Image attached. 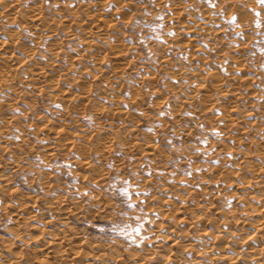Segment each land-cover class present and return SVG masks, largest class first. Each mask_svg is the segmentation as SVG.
<instances>
[{
	"label": "rangeland",
	"instance_id": "374dc122",
	"mask_svg": "<svg viewBox=\"0 0 264 264\" xmlns=\"http://www.w3.org/2000/svg\"><path fill=\"white\" fill-rule=\"evenodd\" d=\"M31 1L32 0H19V3L22 5L20 8L27 10V6ZM39 1L40 4L43 2L41 4V12H43L42 15L44 18H42L45 21H48L49 19H57L59 17L55 20V25H57L55 28L58 30L54 31L55 34L53 37L58 38V41L60 39L59 42L63 44V46L61 44L63 47L62 51L66 52V54L69 53L68 55H72L71 60L76 67L75 69L73 68L68 71V74L64 76V78L66 77L65 79L62 78L61 80L60 78L58 79L55 77L56 80L54 79L52 82L60 83L59 85H61L62 89L65 88L63 90L65 92L69 90L68 92L73 91L75 93L80 90V87L83 84L87 83L86 85H88L89 83V85H85V88L87 87L88 89H86L87 97L76 99L71 98L72 96L69 97L66 93H59L52 96L50 91L46 88H44L43 93L30 91V94L28 93L25 97L21 96V98L17 97L14 101L11 99L14 98V95L8 90H5L4 94L0 93V116L3 113L6 117L10 118L9 122L4 123L5 129L3 127L0 128V130L3 129V131H0V143L2 142L1 145L4 146L3 140L5 142V149L4 147L1 148L4 150L0 149V161L2 160V163H0V175L2 173L0 176V251L2 252V255L5 259L14 258L15 253L13 254L10 249L15 251L20 248L19 251L21 250L22 252L16 251L19 252L18 255L21 253L19 258L12 260V264H14V262L25 264L29 259L28 257L31 255L33 256L34 253H36V250L33 249L35 246L45 240H51L52 237H54L52 232L58 233L59 231H66L65 233L68 232L69 234H72L75 240L81 237L79 239L85 241V244L90 242L89 246L100 245L103 247L104 245V247L107 248L105 251L106 254H108L106 255L107 257L109 256L107 250L113 252L114 249L116 252L119 251V253L121 252L123 255H125L124 253L126 252L129 253L130 251H133L135 256L142 257L146 253H149L150 250L154 248V245H157L156 247L159 252L157 255H153L152 261L164 259V257L161 256L163 251V253L169 252L173 254V256L171 254V259L173 260L168 264H224L226 261L221 259L222 257L219 254L225 250L224 244L223 246H219L220 239H213L210 233H208V235L202 234L201 228L203 229L206 225L209 227H207L209 230L211 229V224H198V220L193 217L194 213H188L189 219L187 218L186 222L188 224H186L185 221L179 222V217H176L175 214L179 211L178 207L181 206L183 200L186 202L188 201L187 203H190V205L197 203L198 200L197 205H193L194 208L198 207V205H206V214L210 215L209 218L212 217L213 220L214 218L215 220H223L222 217L225 215L223 213L227 212L226 215H231L234 212L237 213L236 215L240 216L243 214V216L245 215L248 217L249 214L247 212L248 210L253 209V207L250 208V205L246 204L252 203L251 205H254V207L258 206L255 196L257 194L259 195L260 190L258 187H260L261 184H256L255 179L251 175L252 173L250 172V169L247 170L250 167L244 156L245 154H248V156L251 157V163H254L253 165L256 164L255 167H257V171L264 169V51H261L264 49V7H261V5L257 3V0H213V3L215 5L217 4L215 8L210 7L206 0H169L170 3L175 1L179 3L180 7H183L180 11L182 12L181 15H186L182 18L185 22L171 24V22L167 23V20L169 21L168 18L172 15L170 7L166 5L163 6L158 0H99L100 2L98 0V2H96V0H55L57 3L54 0ZM91 1L95 3L92 4L93 2ZM101 3L103 4L101 5ZM87 4L89 5L87 6ZM63 6H68V9L77 14L69 16L70 21L67 22L68 25H65L68 28L66 27L67 29L65 28L64 31L61 30L63 28L59 26L60 23L58 24L57 22L59 19H62L61 8ZM159 6L161 7L159 8ZM72 7L74 8L72 9ZM83 7L89 12L95 8L96 11L94 10L93 12L99 11L104 17L106 16L105 18L109 20V25L107 26V29L109 30H107L109 34L107 36L108 40L110 38L112 39L110 36H112V32H115L119 37V43L126 44L127 52L125 51L121 57L114 58V55L111 56V51L109 52L107 49V40L105 38L101 39L102 37L98 38L99 36L93 33V41L98 44V46H102L103 48H101L104 50H100L102 52L97 53V58L101 57L102 54L104 57L102 56L99 60L97 59L98 61H94L90 56L86 57L83 55L82 57V55L80 56L78 54L81 44L79 38L75 37L79 36L77 34L72 37L70 32H79L75 24H78L82 20L81 18H85V21L90 20L88 19V15H84L82 10L84 9ZM87 7H89V10ZM252 9H255L256 11L254 12ZM242 12L243 16L247 17H243L244 21L236 19L234 23H229L233 16L238 18L237 14L242 15ZM256 12L260 13L259 20L261 22V28H257V25L254 22L258 19ZM20 14L21 12L17 13L18 16L15 17V23L12 28L15 32L16 30L20 31L18 33L20 37L19 43L24 44L26 47L35 46L34 49L36 50L32 59L27 61L25 65L16 71L17 75L23 76L24 69H27L26 64L39 63L45 65L46 59L44 54L46 53L45 40L47 34L42 22L39 25L40 28L35 29L28 24L24 27L22 23H25V18ZM208 14L211 16L210 19H205V15ZM75 18L76 20L74 22L73 20ZM250 18L251 22L248 21ZM51 20L49 21L51 22ZM76 21L79 22L76 23ZM90 21H88V23ZM202 21H208L205 25L206 31L203 29L204 33L202 30H199L190 37L185 32L184 27L186 24L194 25ZM245 21L248 23L250 22L251 25L248 26V29L245 30V32H240L242 26L240 22L246 23ZM5 25L7 26V24L3 23L2 26ZM215 27L217 29H215ZM67 32L69 34H67ZM172 35H175L178 39L180 38L178 41L179 43L166 42L174 37H172ZM36 37H39V39H36ZM217 38L219 41H217ZM187 43H189L190 46ZM128 49L130 53L128 52ZM152 50L161 51L159 55L163 53V55L169 59L170 64L168 62L167 64L165 61H158L161 60L158 58V53L152 55ZM233 52L235 55L237 54L235 59L228 57L229 54L234 55ZM15 54L24 57L19 51ZM45 55L50 56L47 53ZM61 59L62 58H58L59 63ZM100 59H103L104 61H101ZM239 60L241 64L238 62ZM110 61L112 64L114 63V66L117 64L122 65L119 63L124 61H128L126 63V65H128L126 66L123 64L126 66H123V74L120 72V76L118 75L113 78V71H110V69H112L110 68V65L112 64H109ZM164 63L167 65L165 66ZM98 64L102 70L104 69V76L107 75L106 77L112 78L111 84H108L110 87L104 84V82H106L105 80H99L96 76L93 77L92 74H95L97 70H95V67L97 68ZM61 65H64L63 62ZM159 65H162L163 67H159ZM21 69L23 71H20ZM168 70H171L172 72L176 71V74L181 70L179 73L180 78L175 79L170 73L171 71L169 72ZM218 70L219 73H217ZM49 71L51 72V70ZM213 71L217 73L218 76L221 74L220 77L222 78L220 79H222L221 82L225 85L224 87L228 86L229 88H232V86H235L237 88L239 87L238 89L241 90L239 91L234 87L235 91H239L238 93L240 94L238 99H233L238 103L239 109H237L239 111L236 108L228 107L227 113L229 112L228 117L230 119L227 117V122L226 120L225 122L220 120L218 117V110H220V106L218 105L222 104L227 107L229 106L230 101L226 99H224L226 100L224 101L220 99L219 96L217 97L216 95L218 93H215V90L212 88H210L209 91L201 90V87L203 88L202 85L211 81L212 77L209 75V72ZM53 74L54 72L51 73L50 76ZM242 74L247 75L242 76ZM77 75L81 76L79 78L80 81H76L77 78L75 80L72 79L73 76ZM247 76L251 77L249 81ZM190 77H192V79ZM218 78L219 77H217V79ZM188 79L190 81H188ZM96 80L101 82L100 86V82H97ZM166 84L168 85V88L166 87ZM171 84H173V87L171 86L172 88L170 87ZM206 84L210 85L211 82ZM176 85L179 87L177 88ZM102 86L103 88L105 87L104 90ZM132 86L136 87L133 88ZM169 87L170 90L172 89L176 91L177 94L172 90L170 91ZM157 90V93L159 94L155 92ZM198 90L202 93L205 92L208 94H202ZM111 91L113 93H111ZM137 91H141L143 94H141V92L138 94ZM130 92H132L133 95H131L132 93ZM209 92L212 95L211 97L218 99L213 103L214 106H212V103L207 102V99L210 97L208 96L210 95ZM112 94H116L115 97L117 99L112 97ZM135 94H137L136 97ZM198 95H202L204 98L202 96L199 97ZM192 98L193 100H191ZM198 99H201V102L198 101ZM135 100H138L139 102H136ZM180 100L185 101L180 102ZM168 103L171 105L168 106ZM199 103H201V105H199ZM206 104L208 106H205ZM75 105L78 106L77 109L74 107ZM158 105L159 107L157 108ZM65 106L68 107L67 111L65 110ZM79 106H81V108H79ZM171 106L174 108L172 109ZM198 106L199 108H197ZM210 106L214 111H212ZM225 106L224 108L226 109ZM115 107L117 108L115 109ZM203 107L205 108V112L206 109L211 110L210 112L214 117L210 118L211 116H207L203 111ZM112 108L114 109L110 118L106 112L107 110L111 112ZM120 108H124L123 112L120 111ZM162 109L164 110L163 112ZM117 111L119 113H116ZM193 112H195V114H193ZM171 113H177L174 115L178 116L173 119ZM1 121L2 120H0V123L2 125H0L3 126V122ZM59 123H61V125ZM226 124L228 126H226ZM96 125H102L101 128L103 129H100L101 132H115V136L119 135L117 137L120 139L123 137L124 139L126 137V139H129L131 134L134 142H142L151 139L153 140L155 147L157 146L160 150H158V148L155 149V154H153L154 157L152 155L153 158L143 154L140 155L139 160H137L134 159L135 157L132 156V154L125 152L123 143L117 138L116 140L119 142H114L110 147L111 149H109L110 153H107L108 156L110 155V158L102 159L98 156L97 152L92 149V147H94L92 146V143L93 145L97 144L96 137L98 133L96 132L98 131H94ZM48 127H50V129ZM218 127L223 130H219ZM225 128L226 130H224ZM92 129L94 133L91 132ZM182 129H184V131ZM60 134L63 135L61 136ZM147 135L149 137H146ZM26 136L28 140L25 139ZM95 138L96 141L94 142ZM21 139H25V142H22ZM58 139L70 144L68 145L69 147L67 146L68 149L65 147H62L64 148V151H62L61 148L59 149L58 143L60 140ZM252 140L254 143L251 142ZM81 141H84V143H82L87 147H90L88 149L90 150V157L92 158L93 165L95 164V168H93L94 166L85 169H82V167L80 168L79 166L76 167L74 159L77 157V146L81 144ZM248 147L250 149L254 148L252 150L258 148L260 152L263 151L261 153V155L263 154L262 157L259 153L258 155L260 157L255 154L257 151H250ZM119 148L124 149V152ZM49 149H52L51 152L56 151L55 153L58 155L48 157L47 150ZM159 151L161 152L158 153ZM9 156H13L15 160ZM114 158L117 159V161L120 160V163L113 161ZM12 161H15V165ZM96 171H99L100 174H98V172L96 173ZM79 172H82L83 174H80ZM5 175L8 176V178H5L6 180L3 179ZM203 175L205 177H203ZM246 179L250 181L248 182ZM261 187L264 188L263 185ZM187 188L189 192L187 191ZM124 189H127V192H125ZM190 200L192 201L190 202ZM58 203L62 207L66 206V213L64 215L65 223H63L61 219L57 220L59 219L58 216L50 217L53 211H57L54 207H56ZM51 206L54 207L52 208ZM166 208L169 212L168 215L161 213L162 210H166ZM208 209H211V211ZM215 209L218 210V212H216ZM231 209L233 211H231ZM169 210L172 211L170 212ZM220 212H222L223 215ZM15 213L20 214L22 216L20 217L21 219H16ZM50 218L51 221L48 223ZM42 222H45L44 226H42ZM67 223L70 225L68 224L69 226H66ZM253 223V228L243 227L238 232V234L241 233L242 235H237L243 236L245 235L244 233L248 234L251 229L254 230V226L257 224L255 222ZM71 226L72 228L70 229ZM169 226L177 227L176 229L180 232H187L189 234V240L170 247L171 243L165 241L167 227ZM18 231L20 234H18ZM182 237L183 236L180 237L181 241L185 240L184 237ZM187 241H190V244L185 246V244L188 243ZM223 242L224 241L221 240L220 243ZM211 243H213L214 247L218 244L216 250H213L215 249L214 247L212 249L213 251L211 250L214 257L212 255L208 257L209 253H205L206 249H202L205 246H210ZM9 245L10 249L8 248ZM160 250L162 251L160 252ZM127 253L126 255H128ZM210 258L212 260L215 259V262L212 260L210 261ZM52 259L54 260V258Z\"/></svg>",
	"mask_w": 264,
	"mask_h": 264
},
{
	"label": "bare ground",
	"instance_id": "6f19581e",
	"mask_svg": "<svg viewBox=\"0 0 264 264\" xmlns=\"http://www.w3.org/2000/svg\"><path fill=\"white\" fill-rule=\"evenodd\" d=\"M55 1V0H54ZM59 1V0H58ZM99 1V0H98ZM97 0H96V2H98ZM191 1V0H190ZM250 1V0H249ZM21 2V1H20ZM56 2V1H55ZM87 2V1H86ZM86 2H84V3H86ZM91 2H93V1H91ZM100 2V1H99ZM158 2H161V4L163 5V6H169L170 7V11H171V13H172V15L170 16V15H168V16H170L168 19H169V21L167 20V23L168 22H171V24L172 23H177V22H179V23H183V22H185L182 18H183V16L181 15V13L182 12H180L181 11V9L183 8V7H180V5H179V3H177L176 1L175 2H173V3H170V1L169 0H158ZM254 2V1H253ZM43 3V2H42ZM41 3V4H42ZM57 3V2H56ZM59 3V2H58ZM77 3V2H76ZM87 3H89V2H87ZM95 2H93L92 4H94ZM104 3V2H103ZM103 3H101V5L103 4ZM41 4H40V1L39 0H32L31 1V3H29V5L27 6V10H23V8H20V6H22L20 3H19V0H0V93H3L4 94V91L5 90H8L11 94H13L14 95V98H11V99H13V101H14V99L15 98H17V97H20L21 98V96L23 97H25L26 95H28V93L30 94V91L32 92V91H36V92H39V93H43L44 92V88H46L48 91H50V94L53 96V95H56V94H68V96L70 97V96H72L71 98H86L87 97V87L85 88V85L87 84H83L81 87H80V90L78 91V92H73V91H71V92H65V91H63L64 89H62V87H61V85H59L58 84V82H52V80H56V78H60L61 80H62V78H64V76H66L67 74H68V71H70L71 69H75L76 67L74 66V63H73V61L71 60L72 59V55H68L69 53H67L66 54V52H63L62 50H63V44L61 43V42H59L60 41V39H59V41H58V38H55V37H53L54 36V34H55V32L54 31H56V30H58L57 28H55V26H57V25H55L56 23H55V20H57V19H49V20H51V22L49 21H45L43 18V12H41ZM68 4V3H67ZM56 5V4H55ZM83 5V4H82ZM89 4H87V6H88ZM96 5V4H95ZM100 5V6H101ZM194 5V4H193ZM252 5V4H251ZM69 6V5H68ZM66 7V6H63L62 8H61V13H62V15H61V17H62V19L60 20H58L57 22H58V24H59V26H61L63 29H61V27H60V29L61 30H63L64 31V29L67 27V26H65V25H68L67 24V22L68 21H70V17L69 16H72V14H75V12L73 13L70 9H68L69 7ZM216 6H217V4H216ZM256 6V5H255ZM24 7H26V6H24ZM85 7V6H84ZM83 7V8H84ZM97 7V6H96ZM98 7H99V5H98ZM97 7V8H98ZM161 6H159V8H160ZM168 7V8H169ZM257 7V6H256ZM74 7H72V9H73ZM75 8H78V7H75ZM88 8V10H89V7H87ZM185 8V7H184ZM59 9V8H58ZM99 9H100V7H99ZM198 9V8H197ZM241 9V8H240ZM77 10V9H76ZM83 10V13H84V15L85 16H87L88 15V19H90V20H88V21H90L89 23H88V21L86 20L85 21V18H81L82 20L79 22V21H76V23L77 22H79L78 24H75L76 26H77V29H78V31L79 32H70V34H71V36L72 37H74V36H76L77 34H78V36L79 37H75V38H79V40H80V44H81V48L78 50V54L81 56L82 55V57H83V55H85L86 57L87 56H90V57H92L93 59H94V61H96L97 59L99 60V58H101L102 56H103V54H102V56L101 55H99V56H101V57H99V58H97V53L98 52H102V51H100V50H103L100 46H98V44H96L94 41H93V33L94 34H97L96 36L98 37V38H101V39H103V38H105L106 40H107V49L109 50V52L111 51V53H112V55L111 56H113L114 58H117V57H121V55H123L124 53H125V51H126V48H127V46H126V44H122V43H119L120 41H119V37H118V35L115 33V32H112V36H110V37H112V39L110 38L109 40H108V38H107V36L109 35L108 34V29H107V26L109 25L108 24V19H106L105 17H104V15H102V13L101 12H93L94 10H95V8H94V10H92V11H87V10H85V8L84 9H82ZM81 10V11H82ZM91 10V9H90ZM96 11V10H95ZM114 11V10H113ZM185 11V10H184ZM201 11H203V10H201ZM216 11V10H215ZM21 12V16H23L24 18H25V23L23 22H21L23 25H24V27H26L25 25L26 24H28L29 26H32V27H34L35 29L36 28H40L39 27V25H40V23L42 22L43 24H44V27H45V32H46V34H47V36H46V40H45V51H46V53L48 54V55H50V56H46L45 54H44V56H45V59H46V63H45V65H42V64H39V63H36V64H32V63H30L29 65L28 64H26V66H27V69L25 70L24 69V71L21 69L20 71H23V73H24V75L23 76H20V75H17V70H19L23 65H25V63L27 62V61H30L31 59H32V57H33V55H34V53H35V46L34 47H26L24 44H22V43H19L20 42V37H19V32L20 31H17L16 30V32H15V30H13V25H14V20H15V17L16 16H18L17 15V13H20ZM115 12H117V11H115ZM234 12V11H233ZM77 13V12H76ZM103 13H104V10H103ZM200 13V12H199ZM203 13V12H202ZM201 13V14H202ZM239 13V12H238ZM75 15H77V14H75ZM125 15V14H124ZM167 15V14H166ZM83 16V15H82ZM186 16V15H185ZM184 16V17H185ZM237 16H238V18H240V19H238L237 18V20H242V21H244L243 19V17H246V16H243V12H242V15H240V14H237ZM43 17V18H42ZM60 17V18H61ZM202 17V16H201ZM210 15L208 14V15H205V19H207V18H209L210 19ZM51 18V17H50ZM247 18V17H246ZM245 18V19H246ZM73 19V18H72ZM71 19V20H72ZM204 19V20H205ZM212 19V18H211ZM22 20V19H21ZM42 20H44V21H42ZM47 20V19H46ZM75 20H76V18L73 20L74 22H75ZM78 20V19H77ZM251 20V18L250 19H248V21H250ZM83 21V22H82ZM209 21V20H208ZM208 21H202V22H199L198 24L196 23V24H194V25H187L186 23V26L184 27L185 29V32L191 37V36H193V34L194 33H197V31H199V30H202V32L204 33V30L203 29H205V31H206V28H205V25L208 23ZM111 22V21H110ZM246 23H242V22H240V24L242 25H239V26H241V31L240 32H245V30H247L248 29V26L249 25H251V21L248 23L247 21H245ZM255 22V21H254ZM3 23H5V24H7V26L5 27V26H2L3 25ZM20 23V24H21ZM166 23V24H167ZM194 23H195V21H194ZM192 24V23H191ZM256 24V23H255ZM18 25V24H17ZM70 25V24H69ZM73 25V24H72ZM169 25V24H168ZM28 26V27H29ZM264 26V25H263ZM43 27V28H44ZM212 27V26H211ZM16 28V27H15ZM68 28V27H67ZM66 28V29H67ZM70 28V27H69ZM258 28V27H257ZM259 28H261V27H259ZM208 29H209V26H208ZM215 29H217L216 27H215ZM69 30V29H68ZM72 30V29H71ZM108 30V31H107ZM175 30V29H174ZM214 30V29H213ZM62 31V32H63ZM70 31V30H69ZM77 31V30H76ZM238 31V30H237ZM176 32V31H175ZM208 32V31H207ZM57 33V32H56ZM173 33V32H172ZM209 33V32H208ZM207 33V34H208ZM41 34V33H40ZM58 34V33H57ZM67 34H69L68 32H67ZM111 34V33H110ZM176 34V33H175ZM185 34V33H184ZM167 35V34H166ZM174 36V37H173ZM169 37V36H168ZM172 39H169V40H167L166 42H170V43H179L178 41H179V39L178 38H176L175 37V35H172ZM186 37V36H185ZM184 37V38H185ZM165 38V37H164ZM194 38V37H193ZM192 38V39H193ZM36 39H39V37L37 38L36 37ZM70 39H72V38H70ZM167 39V38H166ZM188 39V38H187ZM248 39V38H247ZM41 40V39H40ZM44 41V40H43ZM217 41H219L218 40V38H217ZM123 42V41H122ZM188 42V41H187ZM68 43V42H67ZM161 43V42H160ZM159 43V44H160ZM184 43H185V40H184ZM34 44H36V43H34ZM44 44V43H43ZM61 44H62V46H61ZM162 44H163V42H162ZM188 45H189V43H187ZM209 44V43H208ZM28 46V45H27ZM190 46V45H189ZM188 47V46H187ZM218 47V46H217ZM151 48V47H150ZM160 48V47H159ZM182 48H183V46H182ZM241 48V47H240ZM76 49H78V48H76ZM106 49V48H105ZM148 49V48H147ZM153 49V48H152ZM224 49V48H223ZM236 49V48H235ZM237 49H239V48H237ZM138 50V49H137ZM136 50V51H137ZM17 51H19L21 54H23V56L24 57H20V56H17L15 53L17 52ZM37 51H38V49H37ZM104 51V50H103ZM135 51V50H134ZM153 51V50H152ZM188 51V50H187ZM127 52V51H126ZM128 52L130 53V51H129V49H128ZM155 52V53H154ZM160 52L161 51H153V53H152V55L153 54H156V53H158L157 55H159L160 54ZM184 53H185V51H184ZM234 53V52H233ZM237 53V52H236ZM41 54H42V52H41ZM100 54V53H99ZM104 54H109V53H104ZM132 54H133V52H132ZM147 54V53H146ZM189 54V53H188ZM43 55V54H42ZM126 55V54H125ZM127 55H128V53H127ZM84 56V57H85ZM156 56V55H155ZM187 56V55H186ZM228 56V55H227ZM226 56V57H227ZM239 56V55H238ZM104 57V56H103ZM125 57H127V56H125ZM134 57V56H133ZM154 57V56H153ZM228 57H232V58H236L237 57V54L235 55V53H234V55L233 54H229V56ZM240 57H241V55H240ZM58 58H62L61 59V61H60V63L58 62ZM107 58V57H106ZM105 58V59H106ZM155 58H157V57H155ZM154 58V59H155ZM159 59H161V60H158V61H165L166 63L168 62L169 63V59H167L166 58V56L165 55H163V53L161 54V55H159V57H158ZM186 58V57H185ZM126 59V58H125ZM129 59V58H128ZM238 59V58H237ZM240 59V58H239ZM242 59V58H241ZM97 60V61H98ZM101 60V59H100ZM103 60V59H102ZM101 60V61H102ZM147 60V59H146ZM254 60V59H253ZM104 61V60H103ZM131 61V60H130ZM133 61V60H132ZM140 61V60H139ZM45 62V61H44ZM63 62V64L64 65H61V63ZM128 62V61H127ZM126 61H124V62H120L119 64H122V65H116V66H114V63L112 64L111 63V61H110V63L109 64H112V65H110V68H112V69H110V71L112 70L113 71V78L114 77H117L118 75H119V73L120 72H122V71H124V70H122L123 69V66L124 67H126L127 65H126V63H127ZM163 62H162V64H163ZM238 62H240V60L238 61ZM43 63V62H42ZM94 63V62H93ZM152 63V62H151ZM154 63V62H153ZM157 63V62H156ZM167 63V64H168ZM92 64V63H91ZM123 64H125V65H123ZM130 64V63H129ZM132 64V63H131ZM137 64V63H136ZM143 64V63H142ZM158 64V63H157ZM165 64V63H164ZM167 64H165V66L167 65ZM170 64V63H169ZM235 64H237V63H235ZM240 64H241V62H240ZM174 65V64H173ZM183 65V64H182ZM186 65V64H185ZM223 65H224V63H223ZM239 65V64H238ZM146 66V65H145ZM158 66V65H157ZM162 66V65H161ZM160 65H159V67H161ZM177 66V65H176ZM175 66V67H176ZM184 66V65H183ZM182 66V67H183ZM225 66V65H224ZM94 67V66H93ZM136 67V66H135ZM142 67H144V66H142ZM163 67V66H162ZM174 67V66H173ZM178 67V66H177ZM226 67V66H225ZM228 67V66H227ZM141 68V67H140ZM223 68V67H222ZM97 69V70H96ZM156 69H157V67H156ZM166 69V68H165ZM171 69V68H170ZM227 69V68H226ZM244 69V68H243ZM49 70H51V72L49 71ZM79 70V69H78ZM77 70V71H78ZM95 70H96V72H95V74H92L93 75V77H98V79L99 80H105L106 82H104V84L105 85H107L108 87H110L108 84H111V82H112V78H108V77H106V76H104V72L105 71H103L102 69H101V67H99V64H98V66H97V68L95 67ZM159 70V69H158ZM173 70V69H172ZM188 70V69H187ZM208 70H210V69H208ZM211 70H212V68H211ZM106 71H107V69H106ZM154 71V70H153ZM169 72L171 71V70H168ZM180 71L181 70H179V72H178V74H176V71H174V72H170L172 75H173V77L175 78V79H178V78H180ZM192 71V70H191ZM190 71V72H191ZM252 71V70H251ZM54 72V74L53 75H51L50 76V74L51 73H53ZM80 72V71H79ZM183 72V71H182ZM181 72V73H182ZM208 72V71H207ZM206 72V73H207ZM240 72V71H239ZM77 73V72H76ZM109 73V72H108ZM188 73V72H187ZM217 73H219V70H218V72ZM217 73H215L214 71L213 72H209V75L212 77V79H211V81H209V82H211V84L210 85H207L206 83H209V82H206L205 83V85H202L203 86V88L201 87V90L202 91H209V89L210 88H212V89H214L215 91V93L217 92L218 94L216 95L217 97L219 96L220 97V99H222V100H224V99H226V100H229L230 101V104H229V106H225L226 107V109L224 108V106L221 104V102H220V104L222 105V107H221V105H218V106H220V110H218V113H219V118H220V120H222V121H224L225 122V120L227 119V117H228V113H227V108L228 107H231V108H238V103L237 102H235L234 100H236V99H238V97H239V91H241V90H239L237 87H235V88H237L239 91L238 92H236L235 91V88L232 86V88H229L228 86H226V87H224L225 85H223L222 84V82H221V80L222 79H220V78H222V77H220L221 76V74H220V76H218V74ZM79 74V73H78ZM106 74V73H105ZM112 74H110V75H112ZM122 74H123V72H122ZM157 74V73H156ZM183 74V73H182ZM181 74V75H182ZM191 74V73H190ZM190 74H189V76H190ZM171 75V76H172ZM188 75V74H187ZM246 76L247 74H242V76ZM120 76V75H119ZM209 76V77H210ZM235 76V75H234ZM239 76V75H238ZM56 77V78H55ZM81 76L79 75H77V76H73V80H75L76 78V81H78L79 80V78H80ZM92 77V76H91ZM110 77V76H109ZM205 77V76H204ZM217 77H219L218 79H217ZM248 77V76H247ZM66 78V77H65ZM64 78V79H65ZM149 78H151V77H149ZM174 78H172V79H174ZM183 78H184V76H183ZM186 78V77H185ZM187 78H189V77H187ZM191 79H192V77H190ZM206 78V77H205ZM237 78V77H236ZM249 79H248V81L250 80V78L251 77H248ZM204 79V78H203ZM245 79V78H244ZM93 80V79H92ZM151 80V79H150ZM154 80H155V77H154ZM195 80V79H194ZM205 80V79H204ZM246 80H247V78H246ZM80 81V80H79ZM97 81V80H96ZM175 81H177V80H175ZM187 81V80H186ZM188 81H190L189 79H188ZM192 81V80H191ZM197 81V80H196ZM206 81V80H205ZM95 82V81H94ZM97 82H100V81H97ZM165 82V81H164ZM181 82V81H180ZM194 82V81H193ZM199 82V81H198ZM229 82V81H228ZM91 83V82H90ZM151 83H152V81H151ZM166 83V82H165ZM202 83H204V82H202ZM103 84V83H102ZM114 84V83H113ZM112 84V85H113ZM168 84H170V83H168ZM181 84V83H180ZM193 84V83H192ZM198 84V83H197ZM200 84V83H199ZM234 84V83H233ZM88 85H89V83H88ZM88 85H86V86H88ZM92 85V84H91ZM101 85V82L99 83V86ZM111 85V86H112ZM167 85V84H166ZM173 84H171L170 85V87L172 86ZM231 85H232V83H231ZM152 86V85H151ZM186 86V85H185ZM196 86V85H195ZM198 86V85H197ZM236 86H237V84H236ZM133 88H135L136 86H132ZM144 87V86H143ZM154 87V86H153ZM167 88H168V85L166 86ZM170 87H169V90H170ZM173 87V86H172ZM171 87V88H172ZM176 87H177V85H176ZM179 87V86H178ZM177 87V88H178ZM181 87V86H180ZM199 87V86H198ZM90 88H91V86H90ZM102 88H103V86H102ZM105 88V87H104ZM104 88H103V90H104ZM192 88H194V87H192ZM234 88V89H233ZM87 89V90H86ZM138 89V88H137ZM181 89V88H180ZM106 90V89H105ZM131 90V89H130ZM139 90V89H138ZM148 90V89H147ZM156 90V89H155ZM172 90V89H171ZM170 90V91H171ZM182 90V89H181ZM195 90H197V89H195ZM90 91V90H89ZM173 92H175L176 93V91H174V90H172ZM183 91H185V90H183ZM193 91V90H192ZM199 91V90H198ZM47 92V91H46ZM128 92V91H127ZM133 92H136V91H133ZM138 92V91H137ZM141 91H139L138 92V94L140 93ZM144 92V91H143ZM156 93L158 92V90L157 91H155ZM191 92V91H190ZM194 92V91H193ZM192 92V93H193ZM199 92H201V91H199ZM90 93V92H89ZM111 93H113L112 91H111ZM130 93H132V92H130ZM191 93V94H192ZM196 93V92H195ZM194 93V94H195ZM202 93V92H201ZM203 93H205V92H203ZM202 93V94H203ZM210 93V92H209ZM240 93H242V92H240ZM129 94V93H128ZM141 94H143L142 92H141ZM157 94H159V93H157ZM177 94V93H176ZM186 94V93H185ZM191 94H190V96H191ZM205 94H208V93H205ZM214 94V93H213ZM131 95H133V93L131 94ZM136 95L137 94H135V97H136ZM162 95V94H161ZM188 95H189V93H188ZM215 95V94H214ZM67 96V97H68ZM116 96V94H112V97H115ZM163 96V95H162ZM161 96V97H162ZM174 96V95H173ZM187 96V95H186ZM192 96H195V95H192ZM199 96V95H198ZM197 96V97H198ZM202 96V95H201ZM201 96H199V97H201ZM208 96H210L207 100V102H210V103H214L216 100H218V99H216L215 97H211L212 95H211V93H210V95H208ZM88 97H89V95H88ZM106 97H107V95H106ZM111 97V96H110ZM117 97H119V96H117ZM134 97V96H133ZM181 97V96H180ZM179 97V98H180ZM203 97V96H202ZM116 98V97H115ZM177 98H178V96H177ZM182 98V97H181ZM186 98V97H185ZM204 98V97H203ZM236 98V99H235ZM241 98H242V94H241ZM240 98V99H241ZM67 99V98H66ZM90 99V98H89ZM117 99V98H116ZM115 99V100H116ZM130 99V98H129ZM138 99V98H137ZM187 99H188V97H187ZM189 99H190V97H189ZM206 99V98H205ZM234 99V100H233ZM19 100V99H18ZM92 100V99H91ZM143 100V99H142ZM191 100H193V98L191 99ZM226 100H224V101H226ZM6 101H8V100H6ZM88 101H90V100H88ZM136 101V100H135ZM160 101V100H159ZM182 101H185V100H180V102H182ZM188 101V100H187ZM198 101H200L201 102V99L199 100L198 99ZM9 102V101H8ZM12 102V101H11ZM117 102V101H116ZM136 102H139L138 100L136 101ZM135 102V103H136ZM154 102H155V100H154ZM156 102H158V101H156ZM191 102V101H190ZM204 102V101H203ZM217 102H219V101H217ZM239 102H240V100H239ZM100 103V102H99ZM98 103V104H99ZM194 103V102H193ZM227 103V102H226ZM8 104H11V103H8ZM14 104H15V102H14ZM65 104V103H64ZM64 104H63V106H64ZM71 104V103H70ZM78 104V103H77ZM113 104V103H112ZM159 104V103H158ZM167 104V103H166ZM181 104V103H180ZM179 104V105H180ZM190 104V103H189ZM215 104H217V103H215ZM66 105V104H65ZM86 105V104H85ZM115 105V104H114ZM128 105V104H127ZM169 105H171V104H169L168 103V106ZM182 105H184V104H182ZM191 105V104H190ZM199 105H201V103H199ZM226 105H228V104H226ZM10 106V105H9ZM102 106V105H101ZM133 106H134V103H133ZM177 106V105H176ZM181 106V105H180ZM193 106V105H192ZM205 106H208L207 104L205 105ZM212 106H214V104L212 105ZM71 107V106H70ZM74 107H76V109H77V107L78 106H74ZM90 107H91V105H90ZM111 107V106H110ZM123 107V106H122ZM159 107V105L157 106V108ZM172 107V109L174 108L173 106H171ZM211 107V106H210ZM240 107V106H239ZM67 108V109H66ZM72 108H73V106H72ZM71 108V109H72ZM79 108H81V106H79ZM78 108V109H79ZM95 108V107H94ZM104 108H105V106H104ZM117 107H115V109H116ZM132 108V107H131ZM163 108V107H162ZM183 108V107H182ZM188 108V107H187ZM196 108V107H195ZM197 108H199V106L197 107ZM212 108V107H211ZM101 109V108H100ZM113 109L114 108H112L111 109V112L110 111H108L107 110V112H106V114L108 115V116H110V118H111V115L113 114ZM121 109V110H120ZM119 110L120 111H122L123 112V109L122 108H120ZM141 109H142V107H141ZM144 109V108H143ZM192 109H194V108H192ZM202 109V108H201ZM239 109V108H238ZM237 109V110H238ZM65 110L67 111L68 110V107H66L65 106ZM74 110V109H73ZM118 110V109H117ZM139 110V109H138ZM144 110H146V109H144ZM167 110V109H166ZM175 110V109H174ZM205 110V108L203 107V111ZM234 110V109H233ZM237 110H235V111H237ZM60 111V110H59ZM69 111H70V109H69ZM92 111V110H91ZM125 111V110H124ZM164 110L162 109V112H163ZM168 111V110H167ZM211 110H207L206 109V112L204 111V113H206V115L207 116H211L210 118H212V117H214V116H212V113L210 112ZM212 111H214L213 110V108H212ZM239 111V110H238ZM241 111V110H240ZM254 111V110H253ZM1 112V111H0ZM62 112V111H61ZM121 112V113H122ZM139 112V111H138ZM201 112V111H200ZM200 112H198V113H200ZM249 112H250V109H249ZM59 113V112H58ZM116 113H119L118 111L116 112ZM125 113V112H124ZM140 113V112H139ZM253 113V112H252ZM62 114V113H61ZM101 114V113H100ZM172 114V113H171ZM174 114H177V113H173L172 114V116H173V119H175L178 115H174ZM193 114H195V112H193ZM197 114V113H196ZM203 114V113H202ZM202 114H200V115H202ZM215 114H216V112H215ZM249 114V113H248ZM105 115V114H104ZM123 115V114H122ZM126 115V114H125ZM129 115V114H128ZM213 115H214V113H213ZM70 116V115H69ZM68 116V117H69ZM131 116H132V114H131ZM202 116H204V115H202ZM249 116H250V114H249ZM9 117H6V115L5 114H3L2 113V115L0 116V120H2L1 122H3V126H1L0 125V128H4L5 129V125H4V123H7V122H9V120H10V118L8 119ZM229 118V117H228ZM255 118V117H254ZM71 119H72V117H71ZM74 119V118H73ZM98 119V118H97ZM230 119V118H229ZM264 119V118H263ZM13 120V119H12ZM62 120V119H61ZM64 120V119H63ZM119 120H120V118H119ZM129 120V119H128ZM100 121V120H99ZM122 121H124V120H122ZM233 122H235L234 120H232ZM68 122V121H67ZM73 122V121H72ZM211 122V121H210ZM223 122V123H224ZM226 122H227V120H226ZM78 123V122H77ZM237 123V122H236ZM239 123V122H238ZM259 123V122H258ZM60 125H61V123H59ZM66 124V123H65ZM92 124V123H91ZM178 125V124H177ZM212 125V124H211ZM225 125V124H224ZM231 125V124H230ZM92 126V125H91ZM102 126V125H101ZM101 126L100 125H96L95 127H94V131H98V132H96V133H98L97 134V141H96V138H95V140H94V142L96 141L97 142V144L95 145H93V143H92V146H94V147H92V149H94L96 152H97V154H98V156L99 157H101L102 159H109L110 158V155L108 156L107 155V153L109 152L110 153V151H109V149H111L110 147H111V145L114 143V142H116V141H118V140H116L117 138L120 140V142H122L123 143V147H124V149H125V152H129L130 154H132V156H134L135 158L134 159H137V160H139V157H140V155H143V154H146V156L148 155L149 157H152V155L153 154H155L154 152H155V149L156 148H158L157 146L155 147V145H154V143H153V140H151V139H149V140H144V141H142V142H134L133 140H132V134L130 135L131 137V139L129 138V139H124V137L123 138H119V137H117V136H119V135H117V136H115L116 134H115V132L114 133H103V132H101V130L100 129H103V128H101ZM226 126H228L227 124H226ZM18 127H20V126H18ZM49 129H50V127H48ZM52 128H53V126H52ZM86 128V127H85ZM215 128H217V127H215ZM8 129V128H7ZM18 129V128H17ZM45 129V128H44ZM67 129V128H66ZM188 129V128H187ZM218 129H219V127H218ZM222 128H220L219 130H221ZM2 131H3V129H1ZM0 130V131H1ZM183 131H184V129H182ZM223 130V129H222ZM224 130H226V128L224 129ZM15 131V130H14ZM25 131V130H24ZM94 131H93V129H92V131L91 132H93L94 133ZM111 131V130H110ZM123 131V130H122ZM51 132H53V131H51ZM63 132H64V130H63ZM118 132V131H117ZM246 132V131H245ZM22 133V132H21ZM57 133V132H56ZM69 133V132H68ZM87 133H90V132H87ZM16 134V133H15ZM26 134V133H25ZM24 134V135H25ZM20 135V134H19ZM61 135V134H60ZM63 135V134H62ZM61 135V136H62ZM95 135V134H94ZM120 135H121V133H120ZM129 135V134H128ZM150 135V134H149ZM83 136V135H82ZM156 136V135H155ZM23 137V136H22ZM70 137V136H69ZM93 137V136H92ZM145 137V136H144ZM146 137H149L148 135L146 136ZM24 138V137H23ZM150 138H152V137H150ZM159 138V137H158ZM263 138V137H262ZM25 139H27V136H26V138ZM25 139H21L22 140V142H25ZM63 139V138H62ZM66 139H68V138H66ZM94 139V138H93ZM140 139V138H139ZM144 139V138H143ZM142 139V140H143ZM153 139V138H152ZM251 139V138H250ZM257 139V138H256ZM264 139V138H263ZM28 140V139H27ZM58 140H60V139H58ZM64 140H65V138H64ZM134 140H135V138H134ZM57 141V140H56ZM61 141V140H60ZM59 141V149L61 148L62 149V151H64L63 149L64 148H62V147H65L66 149H68L67 148V146L68 145H70V144H68L67 142H63V140L60 142ZM58 142V141H57ZM84 143V141H81L80 143L81 144H79V146H77V157H76V159H74V163L76 164V167L77 166H79L80 168L82 167V169L84 168H92L94 165H93V162H92V158L90 157V150L88 149V148H90V147H87L86 145H84L83 143ZM93 142V141H92ZM119 142V141H118ZM251 142H253L254 143V141L252 140ZM2 143V142H1ZM1 143H0V149L2 148V147H4L5 146V142H4V140H3V144H4V146L3 145H1ZM18 143V142H17ZM70 143V142H69ZM71 143H73V142H71ZM121 143V144H122ZM16 144V143H15ZM25 144V143H24ZM49 144V143H48ZM74 144V143H73ZM85 144H87V143H85ZM184 144V143H183ZM258 144V143H257ZM56 145V144H55ZM89 145V144H88ZM17 146V145H16ZM43 146V145H42ZM91 146V145H90ZM259 146H261V145H259ZM18 147V146H17ZM28 147V146H27ZM44 147V146H43ZM51 147V146H50ZM69 147V146H68ZM72 147V146H71ZM161 147V146H160ZM54 148V147H53ZM249 148V147H248ZM4 149H5V147H4ZM4 149H1V150H4ZM9 149V148H8ZM74 149H75V147H74ZM92 149H91V151H92ZM119 149H122V148H119ZM124 149H122L123 150V152H124ZM252 149H254V148H249V150L251 151ZM45 150V149H44ZM112 150H113V148H112ZM158 150H160L159 148H158ZM48 151V157L49 156H57L58 154L57 153H55V152H51L52 151V149H49V150H47ZM61 151V152H62ZM157 151V150H156ZM162 151H163V149H162ZM252 151H257V153H255V154H257L258 155V153L260 154V156L262 157V155H261V153L263 152L262 151V149H261V151L262 152H260L259 151V149L258 148H255V150H252ZM1 152V151H0ZM60 152V153H61ZM161 151H159L158 153H160ZM245 152V151H244ZM247 152V151H246ZM13 153V152H12ZM39 153V152H38ZM251 153V152H250ZM15 155V154H14ZM73 155V154H72ZM107 155V156H106ZM41 156H43V155H41ZM40 156V157H41ZM44 156H46V155H44ZM63 156V155H62ZM112 156V155H111ZM119 156V155H118ZM156 156V155H155ZM238 156V155H237ZM259 156V155H258ZM259 156V157H260ZM10 158L12 157V158H14L13 156H9ZM19 157V156H18ZM21 157V156H20ZM66 157V156H65ZM114 157V156H113ZM112 157V158H113ZM153 157H154V155H153ZM152 157V158H153ZM133 158V157H132ZM151 158V159H152ZM240 158V157H239ZM244 158H245V160L247 161V164H249L248 166L250 167V168H248L247 170H249L250 169V172L252 173L251 175H252V177L255 179V183L256 184H261L260 185V187H258L259 188V195L257 194L255 197H256V201H257V203H258V206H256V207H254V205H251V204H246V205H250V208H252L253 207V209H251V210H248V217L247 216H243V214L242 215H236L237 213H232L230 216L229 215H226L227 213H223V214H225V215H223L222 214V212H220L222 215H223V220H215V218H214V220L212 219V217L211 218H209V216L210 215H207L206 214V205L205 206H200V205H198V207H196V208H194V206L195 205H197V203H198V200H197V203H194L193 205H190V203H187L186 201H184L183 199V203H181V206H177L179 209V211L175 214V216L176 217H179V222L181 221H187V218L189 219V217H188V213H190V214H192V213H194L193 214V217L196 219V220H198L197 221V223L199 224V223H201V224H203V223H206V224H211L210 225V227H211V229H209L208 230V226H206L205 225V227L202 229L201 228V230H202V234H206V235H208V233H210L211 235H212V237H213V239L214 238H216V239H220V241H219V246L220 245H222L223 246V244H224V247H225V250L223 251V252H221V253H219L220 254V256L222 257L221 259H224L226 262L224 263V264H264V188L263 187H261L262 185L264 186V169H261L260 171H257V167H255V165H253L254 163H251L252 162V160H250V158L251 157H249L248 156V154L246 155L245 154V156H244ZM6 159V158H5ZM69 159V158H68ZM73 159V158H72ZM259 159V158H258ZM14 160H15V158H14ZM16 160H18V159H16ZM124 160V159H123ZM160 160V159H159ZM222 160V159H221ZM2 161V160H1ZM0 161V163H2ZM50 161V160H49ZM113 161H115L116 163H120L119 161H117V159H113ZM143 161V160H142ZM245 161V162H246ZM9 162H10V159H9ZM14 162L15 161H12V163L14 164ZM95 162V161H94ZM123 162V161H122ZM122 162H121V164H122ZM134 162V161H133ZM6 163V162H5ZM17 163V162H16ZM147 163H148V161H147ZM244 163V162H243ZM257 163H259V162H257ZM10 164H11V162H10ZM114 164V163H113ZM120 164V165H121ZM15 165V164H14ZM21 165V164H20ZM152 165V164H151ZM168 165V164H167ZM9 166V165H8ZM12 166V165H11ZM244 166H246V165H244ZM262 166V165H261ZM15 167V166H14ZM104 167V166H103ZM148 167V166H147ZM151 167V166H150ZM159 167V166H158ZM10 168V167H9ZM18 168H19V166H18ZM93 168H95V166L93 167ZM99 168V167H98ZM98 168H96V169H98ZM102 168V167H101ZM238 168V167H237ZM264 168V167H263ZM12 169V168H11ZM95 169V170H96ZM100 169V168H99ZM244 169V168H243ZM102 170V169H101ZM88 171V170H87ZM94 171V170H93ZM6 172V171H5ZM47 172H49V171H47ZM98 172V174H100L99 173V171H96V173ZM101 172V171H100ZM120 172V171H119ZM234 172V171H233ZM9 173H10V171H9ZM16 173V172H15ZM80 173V172H79ZM82 173V172H81ZM80 173V174H81ZM95 173V172H94ZM106 173V172H105ZM235 173V172H234ZM243 173V172H242ZM5 174V173H4ZM83 174V173H82ZM120 174V173H119ZM227 174V173H226ZM239 174V173H238ZM1 175H2V173H1ZM0 175V176H1ZM79 175V174H78ZM91 175V174H90ZM96 175V174H95ZM107 175V174H106ZM151 175V174H150ZM223 175V174H222ZM245 175V174H244ZM89 176V175H88ZM98 176V175H97ZM96 177V176H95ZM144 177V176H143ZM143 177H141V178H143ZM203 177H205L204 175H203ZM217 177V176H216ZM215 177V178H216ZM5 178H8V176H6L5 175V177L3 178V179H5ZM99 178V177H98ZM130 178V177H129ZM150 178V177H149ZM186 178V177H185ZM218 178V177H217ZM228 178V177H227ZM240 178V177H239ZM244 178V177H243ZM247 178V177H246ZM2 179V178H1ZM13 179V178H12ZM105 179V178H104ZM132 179V178H131ZM144 179V178H143ZM214 179V178H213ZM6 180V179H5ZM247 180V179H246ZM4 181V180H3ZM97 181V180H96ZM96 181H95V183H96ZM223 181V180H222ZM226 181V180H225ZM228 181V180H227ZM248 182L250 181V180H247ZM46 183V182H45ZM44 183V184H45ZM43 184V183H42ZM222 184H224V183H222ZM41 185V184H40ZM250 185H251V183H250ZM44 186H46V185H44ZM183 186V185H182ZM202 186V185H201ZM253 186V185H252ZM259 186V185H258ZM47 187V186H46ZM187 187V186H186ZM251 187V186H250ZM192 188V187H191ZM201 188V187H200ZM255 188V187H254ZM257 188V187H256ZM248 189V188H247ZM196 190V189H195ZM234 190V189H233ZM250 190V189H249ZM98 191V190H97ZM100 191V190H99ZM187 191H188V188H187ZM216 191V190H215ZM219 191H221V190H219ZM167 192V191H166ZM189 192V191H188ZM99 193V192H98ZM199 193H201V192H199ZM249 193V192H248ZM57 194H59V193H57ZM82 194V193H81ZM91 194V193H90ZM207 194V193H206ZM222 194V193H221ZM250 195V194H249ZM94 196V195H93ZM97 196V195H96ZM150 196H152V195H150ZM154 196V195H153ZM180 196V195H179ZM183 196V195H182ZM247 196H248V194H247ZM251 196V195H250ZM146 198V197H145ZM185 198H186V196H185ZM190 198V197H189ZM192 198V197H191ZM80 199V198H79ZM101 199H102V197H101ZM143 199V198H142ZM193 199V198H192ZM168 200V199H167ZM187 200V199H186ZM189 200V199H188ZM193 200H195V199H193ZM245 200H247V199H245ZM97 201V200H96ZM101 201V200H100ZM108 201V200H107ZM192 200H190V202H191ZM242 201V200H241ZM255 201V202H256ZM8 202V201H7ZM105 202V201H104ZM167 202V201H166ZM170 202V201H169ZM195 202V201H194ZM211 202V201H210ZM214 202V201H213ZM249 202V201H248ZM52 203V202H51ZM75 203V202H74ZM102 203V202H101ZM209 203V202H208ZM207 203V204H208ZM247 203V202H246ZM50 204V203H49ZM76 204V203H75ZM149 204V203H148ZM169 204V203H168ZM210 204H212V203H210ZM234 204V203H233ZM21 205H22V203H21ZM52 205V204H51ZM54 205V204H53ZM202 205H204V204H202ZM81 206V205H80ZM169 206V205H168ZM192 206H193V208H194V210H193V208H192ZM216 206V205H215ZM230 206V205H229ZM52 207V206H51ZM50 207V208H51ZM54 207V206H53ZM52 207V208H53ZM65 207L66 206H61V205H59V203H58V205L56 206V207H54V208H56L57 209V211H53V213H52V211H51V216L50 217H55V216H58V218L59 219H57V220H60L61 219V221L63 222V223H65V218H64V215H65V213H66V209H65ZM68 207V206H67ZM165 207V206H164ZM163 207V208H164ZM201 207H203V208H201ZM206 207V208H205ZM51 208V209H52ZM147 208H149V207H147ZM146 208V209H147ZM162 208V209H163ZM175 208V207H174ZM198 208V209H197ZM205 208V209H204ZM210 208V207H209ZM75 209H76V207H75ZM74 209V210H75ZM90 209V208H89ZM161 209V210H162ZM169 209H171V208H169ZM230 209V208H229ZM233 209H234V207H233ZM235 209H236V207H235ZM248 209V208H247ZM50 210V209H49ZM67 210H68V208H67ZM70 210V209H69ZM174 210V209H173ZM209 210V209H208ZM214 210V209H213ZM216 210V209H215ZM241 210V209H240ZM246 210V209H245ZM77 211V210H76ZM170 212L172 211V210H169ZM175 211V210H174ZM194 211V212H193ZM209 211H211V209L209 210ZM231 211H233L232 209H231ZM47 212V211H46ZM87 212V211H86ZM214 212V211H213ZM216 212H218V210H216ZM215 212V213H216ZM100 213V212H99ZM102 213V212H101ZM162 214H166V215H168L169 214V212H168V210H167V208H166V210H162V212H161ZM69 214V213H68ZM108 214V213H107ZM210 214H212V213H210ZM217 214H219V213H217ZM13 215V214H12ZM15 215H16V219L18 218H20V217H22L20 214H18V213H15ZM27 215V214H26ZM38 215H40V214H38ZM172 215H173V213H172ZM33 216H35V215H33ZM68 216V215H67ZM66 216V217H67ZM42 217V216H41ZM46 217V216H45ZM84 217H86V216H84ZM192 217V216H191ZM192 217V218H193ZM218 217V216H217ZM220 217V216H219ZM21 219V218H20ZM42 219V218H41ZM114 219V218H113ZM155 219V218H154ZM177 219V218H176ZM176 219H174V220H176ZM43 220V219H42ZM45 220V219H44ZM47 220V219H46ZM153 220V219H152ZM50 221H51V218H50V220H49V222L48 223H50ZM52 221H53V219H52ZM163 221V220H162ZM177 221V220H176ZM175 221V222H176ZM223 221V222H222ZM45 222H47V221H45ZM45 222H42V226H44V224H45ZM54 222V221H53ZM69 222V221H68ZM174 222V223H175ZM253 222H255L257 225L256 226H254V230H252L251 229V231L247 234V233H244L245 235H243V236H238V235H240V234H238V232H239V230H241L243 227H245V228H251L252 227V225H254V223ZM61 223V222H60ZM154 223V222H153ZM157 223V222H156ZM69 223H67V225L66 226H69L68 225ZM177 224V223H176ZM186 224H188L187 222H186ZM194 224V223H193ZM53 225V224H52ZM171 225V224H170ZM195 225V224H194ZM193 225V226H194ZM34 226V225H33ZM36 226V225H35ZM158 226H159V224H158ZM199 226V225H198ZM204 226V225H203ZM38 227V226H37ZM65 227V226H64ZM183 227V226H182ZM208 227V228H207ZM69 228V227H68ZM72 228V226L70 227V229ZM168 229H167V232H166V234L167 235H165V241H168V243H171L170 244V247L172 246V245H178L179 243H183V242H186V240H189V234L187 233V232H183V231H179L178 229H176L177 227H172V226H169V227H167ZM185 228V227H184ZM199 228H200V226H199ZM199 228H198V230H199ZM253 228V227H252ZM165 229V228H164ZM163 229V230H164ZM195 229V228H194ZM40 230V229H39ZM61 230V229H60ZM64 230V229H63ZM195 230H197V229H195ZM54 231V230H53ZM19 232V231H18ZM66 232V231H65ZM64 231L62 232V231H59L58 233H54V232H52L53 233V236L54 237H52V239L51 240H45L44 242H41V243H39L37 246H35V248H33L34 250H36V253H34V255L32 256H29L28 258V260L26 261L27 263H25V264H168V263H170V261L171 260H173V259H171V254L172 253H163V251L162 250H160V252L162 251V257H164V259H162V260H153L152 261V257H153V255L155 256V255H157L158 254V252H159V250H158V248L156 247L157 245H154V243H153V245H154V248H152L151 250H150V252L149 253H146L144 256H142V257H137V256H135V254L133 253V251H130L129 253H127L128 255H126V253H124L125 255H123V254H121V252L119 253V251H115V249H114V251L112 252V251H109V250H107L108 252H109V256L108 257H110V258H108L106 255H108V254H106V249L107 248H105L104 247V245H103V247L102 246H100V245H97V246H89V243H87V244H85V241H83L82 239H79V238H81V237H79L77 240H75L74 238H73V235L72 234H69L68 232L67 233H65ZM156 232V231H155ZM162 232V231H161ZM197 232V231H196ZM240 232H242V231H240ZM248 232V231H247ZM181 233V234H180ZM243 233V232H242ZM18 234H20V232L18 233ZM17 234V235H18ZM148 234V233H147ZM238 234V235H237ZM51 235V234H50ZM242 235V234H241ZM133 236V235H132ZM181 236H183L184 237V239L185 240H182L181 241ZM226 236H227V238H226ZM182 237V238H183ZM201 237H202V235H201ZM19 238V237H18ZM117 239V238H116ZM211 240V239H210ZM210 240H209V242H210ZM218 240H216V241H218ZM221 240L222 241H224L223 243H220L221 242ZM205 241V240H204ZM39 242V241H38ZM188 242V241H187ZM149 243V242H148ZM151 243V242H150ZM192 243V242H191ZM215 243V242H214ZM92 244V243H91ZM190 244V241L188 242V243H186L185 244V246H188ZM101 245H102V243H101ZM192 245H193V243H192ZM216 245V244H215ZM6 246H8V245H6ZM5 246V247H6ZM138 246V245H137ZM160 246V245H159ZM169 246V245H168ZM167 246V247H168ZM183 246V245H182ZM202 246V245H201ZM218 246V244L214 247V245H213V243H211L210 244V246H205V247H203L202 249L204 250V249H206L205 250V253L206 252H208L209 253V256L208 257H210V255H212V252H211V250L213 249V247L215 248V249H213V250H216V247ZM223 247V248H224ZM9 249H10V245H9V247H8ZM160 248H161V246H160ZM166 248V247H165ZM169 248V247H168ZM20 249V248H19ZM19 249L18 250H13V249H10V251L14 254L15 253V256H14V258L12 259V258H8V259H5V257L2 255V252L0 251V264H12V260H16V259H18L19 258V256H20V254L18 255V253L21 251H19ZM140 249H141V247H140ZM146 249V248H145ZM167 249V248H166ZM202 249L200 248V250L202 251ZM124 250V249H123ZM212 250V251H213ZM217 250H220V249H217ZM16 251H19V252H16ZM171 251V250H170ZM198 251V250H197ZM22 252V251H21ZM35 252V251H34ZM132 252V253H131ZM174 252V251H173ZM219 252V251H218ZM217 252V253H218ZM29 253V252H28ZM28 253H27V255H28ZM41 253V254H40ZM197 253V252H196ZM215 253V252H214ZM133 254H134V256H133ZM164 254V255H163ZM198 254V253H197ZM201 254V253H200ZM219 254H218V256H219ZM30 255V254H29ZM193 255V254H192ZM133 256V257H132ZM160 256V257H161ZM172 256H173V254H172ZM191 256V255H190ZM202 256V255H201ZM213 257H214V255H212ZM52 258H54V260L52 259ZM26 259H27V257H26ZM193 259V258H192ZM108 260H110V261H108ZM195 260V259H194ZM201 260V259H200ZM212 259L210 258V261H211ZM215 260V259H214ZM214 260H212L213 262H215ZM199 261V260H198ZM14 262V261H13ZM212 262V263H213ZM218 262V261H217ZM220 262V261H219ZM15 263H17V262H14V264ZM196 263V262H195ZM199 263V262H198ZM18 264V263H17ZM173 264V263H172Z\"/></svg>",
	"mask_w": 264,
	"mask_h": 264
},
{
	"label": "snow or ice",
	"instance_id": "6c2138e0",
	"mask_svg": "<svg viewBox=\"0 0 264 264\" xmlns=\"http://www.w3.org/2000/svg\"><path fill=\"white\" fill-rule=\"evenodd\" d=\"M206 2L208 3V5L210 7H213V8L216 7V5L213 3V0H206ZM257 3L260 4L261 7H264V0H257ZM252 11L255 12L256 10L255 9H252ZM256 16L258 17V19L255 21V23H256L257 27H260L261 26V22L259 20L260 13L259 12H256ZM236 19L237 18L235 16H233L231 18V20L229 21V23H234L236 21ZM261 51H264V49H262ZM124 191L127 192V189H124Z\"/></svg>",
	"mask_w": 264,
	"mask_h": 264
}]
</instances>
